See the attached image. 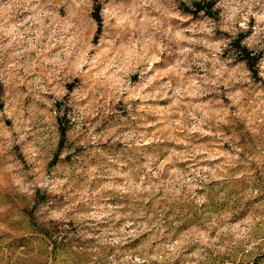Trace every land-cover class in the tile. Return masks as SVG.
Here are the masks:
<instances>
[{
	"label": "rangeland",
	"instance_id": "1",
	"mask_svg": "<svg viewBox=\"0 0 264 264\" xmlns=\"http://www.w3.org/2000/svg\"><path fill=\"white\" fill-rule=\"evenodd\" d=\"M193 1L0 0V264H264V0Z\"/></svg>",
	"mask_w": 264,
	"mask_h": 264
},
{
	"label": "trees",
	"instance_id": "2",
	"mask_svg": "<svg viewBox=\"0 0 264 264\" xmlns=\"http://www.w3.org/2000/svg\"><path fill=\"white\" fill-rule=\"evenodd\" d=\"M212 7L213 0H195L191 3V10L187 11L191 12L194 15L200 12L206 14ZM97 12L98 11L95 10L92 13V19L97 25H99V17ZM232 47L236 51L237 55H239L238 57L239 59H241V61H244L247 64L251 63L253 58H251L248 50L240 45V39H235L232 42Z\"/></svg>",
	"mask_w": 264,
	"mask_h": 264
}]
</instances>
